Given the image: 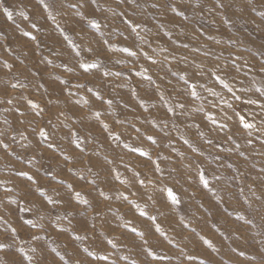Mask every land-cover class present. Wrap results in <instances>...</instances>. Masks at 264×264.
<instances>
[{"label": "rangeland", "instance_id": "obj_1", "mask_svg": "<svg viewBox=\"0 0 264 264\" xmlns=\"http://www.w3.org/2000/svg\"><path fill=\"white\" fill-rule=\"evenodd\" d=\"M46 2L0 0V264H264V0Z\"/></svg>", "mask_w": 264, "mask_h": 264}, {"label": "snow or ice", "instance_id": "obj_2", "mask_svg": "<svg viewBox=\"0 0 264 264\" xmlns=\"http://www.w3.org/2000/svg\"><path fill=\"white\" fill-rule=\"evenodd\" d=\"M39 2H40V4H41L42 7H44L45 9H48V10H49V16H51V12H50V9H49V5L47 4L46 0H39ZM81 67H83V68L85 69V71H88L89 69H92V68H96V67H98V65H97L95 62H92L91 64H82ZM104 74L107 75L106 72H105ZM109 103H110V101H109ZM40 134H41V135L44 134V130H43V129L41 130V133H40ZM149 139H152V137H149ZM153 142H154V141H153ZM141 154H143V153H141ZM23 175L27 176L26 173H23ZM29 179H30V178H29ZM75 196H76V197H79V196H80V193H79V192H76V193H75ZM82 202H83V203H87L86 200H85V201H82ZM28 223L31 224V221H28ZM145 243H146V241H145ZM150 253H151V252H150ZM151 254H152V253H151ZM133 264H135V262H133Z\"/></svg>", "mask_w": 264, "mask_h": 264}]
</instances>
